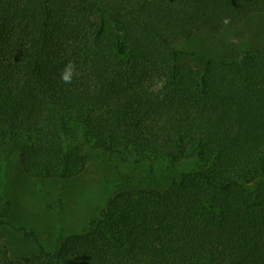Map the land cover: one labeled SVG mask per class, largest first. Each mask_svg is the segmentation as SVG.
Returning a JSON list of instances; mask_svg holds the SVG:
<instances>
[{"label": "trees", "instance_id": "trees-1", "mask_svg": "<svg viewBox=\"0 0 264 264\" xmlns=\"http://www.w3.org/2000/svg\"><path fill=\"white\" fill-rule=\"evenodd\" d=\"M258 14L264 0H0V224L39 246L17 259L0 240V264H264V44L180 60L184 39ZM11 144L34 178L76 177L98 150L135 173L48 249L11 220Z\"/></svg>", "mask_w": 264, "mask_h": 264}, {"label": "rangeland", "instance_id": "rangeland-1", "mask_svg": "<svg viewBox=\"0 0 264 264\" xmlns=\"http://www.w3.org/2000/svg\"><path fill=\"white\" fill-rule=\"evenodd\" d=\"M253 43L264 44V14H258L246 20L236 28L227 27L218 33L199 32L181 44L195 53L183 54L182 62L200 66L199 57L218 58L231 46H243ZM98 156L89 159L81 174L70 179L34 178L25 173L18 157L15 145L8 149L7 193L12 202V221L24 223L34 228L41 243L53 249L70 233L79 232L105 205L113 181L120 175L135 173V167L121 159L117 154L98 150ZM148 171L150 164L138 166ZM155 172L164 170V165L155 163ZM187 169L182 163L167 171V177L154 180L155 185L166 186L170 177L179 170ZM0 240L9 247L13 258L22 259L37 252V242L0 224Z\"/></svg>", "mask_w": 264, "mask_h": 264}, {"label": "clouds", "instance_id": "clouds-1", "mask_svg": "<svg viewBox=\"0 0 264 264\" xmlns=\"http://www.w3.org/2000/svg\"><path fill=\"white\" fill-rule=\"evenodd\" d=\"M223 23L228 24L229 23L228 18H225ZM78 75L79 73L76 71L75 64L70 61L68 64L64 66L63 70L61 71L60 79L65 84H71L73 81V77Z\"/></svg>", "mask_w": 264, "mask_h": 264}]
</instances>
